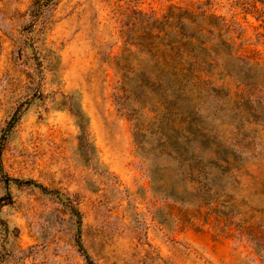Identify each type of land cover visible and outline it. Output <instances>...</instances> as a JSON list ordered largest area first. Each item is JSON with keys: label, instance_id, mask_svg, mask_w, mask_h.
<instances>
[{"label": "rangeland", "instance_id": "obj_1", "mask_svg": "<svg viewBox=\"0 0 264 264\" xmlns=\"http://www.w3.org/2000/svg\"><path fill=\"white\" fill-rule=\"evenodd\" d=\"M174 8L226 22H187L212 84L166 90L137 52L124 98L117 61ZM15 112L0 264H264V0H0V131Z\"/></svg>", "mask_w": 264, "mask_h": 264}, {"label": "trees", "instance_id": "obj_2", "mask_svg": "<svg viewBox=\"0 0 264 264\" xmlns=\"http://www.w3.org/2000/svg\"><path fill=\"white\" fill-rule=\"evenodd\" d=\"M35 6L36 3L33 5V8ZM38 11L39 10H33V15L37 16ZM187 22H190L191 25L192 23H196V27L194 28L201 33H214L217 30L220 35L223 34L226 25V22H224L222 17L208 14L205 9L183 10L182 8H174L164 15L161 20H154L150 27V31L147 32L148 36L145 44H143V46H133L136 47L135 50L131 48L132 46H128L125 48V52H128V55L124 57L125 64L121 65L117 61V68L122 75L119 91H122L125 94L124 98L127 99L128 96L126 78L130 71L136 70V66L131 62L130 56H135L137 52L138 54H147L153 62L151 72H149L146 64H143L141 68L143 74H149L150 78L152 75H155V81L161 86L164 85L166 90H169L170 88L174 93L185 95L193 92L201 94L212 84L208 75L214 72L219 64L216 58L209 60L198 54L197 48H200V50L207 53L209 52V47L206 46V40H200V42L196 43L197 41L196 38H194V35L187 31V25L190 24ZM155 24H158V26ZM153 28L158 29L164 34L159 43H155L154 38L160 37V35L153 36L150 33ZM227 30L228 28L226 31ZM171 32L175 34L176 39L169 40L166 37L168 36V33ZM213 60L216 63L213 62ZM240 95L242 98H245L243 93ZM17 119L18 115L17 112H15L6 122L5 126L1 128L0 142H3L6 139L8 133L17 122ZM226 160H228V158ZM5 180L6 182H23L17 178L9 177L5 178ZM79 246L87 259H89L88 254H86L84 247L80 242Z\"/></svg>", "mask_w": 264, "mask_h": 264}]
</instances>
